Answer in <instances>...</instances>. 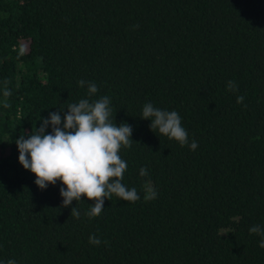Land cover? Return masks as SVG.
Listing matches in <instances>:
<instances>
[{"label": "trees", "instance_id": "obj_1", "mask_svg": "<svg viewBox=\"0 0 264 264\" xmlns=\"http://www.w3.org/2000/svg\"><path fill=\"white\" fill-rule=\"evenodd\" d=\"M105 95L117 125L133 127L122 182L141 198L113 195L89 218L93 201L62 207L59 181L38 188L15 140ZM149 102L179 113L195 151L150 129ZM254 225L264 228V0H0V264H264Z\"/></svg>", "mask_w": 264, "mask_h": 264}, {"label": "clouds", "instance_id": "obj_2", "mask_svg": "<svg viewBox=\"0 0 264 264\" xmlns=\"http://www.w3.org/2000/svg\"><path fill=\"white\" fill-rule=\"evenodd\" d=\"M78 84L80 87L87 84L89 97L98 92L95 83L79 80ZM227 89L239 91L238 85L232 80L227 82ZM3 95L7 98L12 92L5 87ZM243 100L242 95L237 96V103H243ZM3 106L10 107L6 100ZM66 108L63 117L61 112L64 108L50 112L48 117H40L38 128L24 132L15 140L19 163L35 174L34 183L44 190L59 181L62 207H69L74 200L77 202L83 197L93 201L90 210L85 213L89 218L99 216L105 207V199L111 200L113 195L127 202L139 200L141 197L137 190L129 189L122 182L128 164L122 159L120 151L132 147L133 127L127 122L117 125L112 115L110 97L105 95L92 101L83 98L78 103L68 104ZM140 117L149 119L150 129L158 130L169 140H175L181 146L187 145L192 151L198 147L197 141H189L177 111L163 110L149 102L144 104ZM49 127L51 131L47 132ZM139 174L148 176V170L141 167ZM156 197L155 188L146 184L145 201ZM70 215L79 218L80 212L72 207ZM249 233L259 235V247L264 248V228L254 225L249 228ZM89 243L98 246L101 240L91 234ZM7 264H16V260L9 259Z\"/></svg>", "mask_w": 264, "mask_h": 264}]
</instances>
